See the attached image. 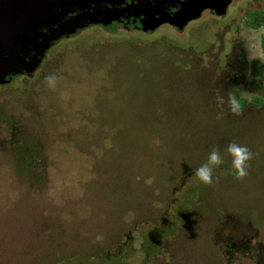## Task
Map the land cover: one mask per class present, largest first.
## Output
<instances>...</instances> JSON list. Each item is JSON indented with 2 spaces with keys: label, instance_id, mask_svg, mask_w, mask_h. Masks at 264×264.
Segmentation results:
<instances>
[{
  "label": "rangeland",
  "instance_id": "1",
  "mask_svg": "<svg viewBox=\"0 0 264 264\" xmlns=\"http://www.w3.org/2000/svg\"><path fill=\"white\" fill-rule=\"evenodd\" d=\"M263 8L90 25L0 84V264H264V26L246 22ZM232 142L253 154L239 180Z\"/></svg>",
  "mask_w": 264,
  "mask_h": 264
},
{
  "label": "water",
  "instance_id": "2",
  "mask_svg": "<svg viewBox=\"0 0 264 264\" xmlns=\"http://www.w3.org/2000/svg\"><path fill=\"white\" fill-rule=\"evenodd\" d=\"M231 0H0V84L32 74L48 48L90 25L139 23L153 31L163 24L180 30L202 11L224 15ZM176 7L171 13L169 9ZM138 21V22H137Z\"/></svg>",
  "mask_w": 264,
  "mask_h": 264
},
{
  "label": "clouds",
  "instance_id": "3",
  "mask_svg": "<svg viewBox=\"0 0 264 264\" xmlns=\"http://www.w3.org/2000/svg\"><path fill=\"white\" fill-rule=\"evenodd\" d=\"M48 87L54 88L57 77L49 75L45 78ZM218 103L224 104V97H218ZM229 110L236 115H240L242 111L241 102L236 96H230L228 99ZM223 113L218 114L220 118ZM225 152L231 157V168L234 171L236 179H242L248 175L249 161L253 158L252 152L247 146L232 142L227 145ZM223 158L218 149H213L207 156L206 161L201 164L195 171L196 178L206 185H211L214 182V169L223 164ZM103 235H97L96 240L102 241Z\"/></svg>",
  "mask_w": 264,
  "mask_h": 264
},
{
  "label": "trees",
  "instance_id": "4",
  "mask_svg": "<svg viewBox=\"0 0 264 264\" xmlns=\"http://www.w3.org/2000/svg\"><path fill=\"white\" fill-rule=\"evenodd\" d=\"M246 22L247 25L252 29H259L260 27L264 26V8L258 9V10H248L246 13ZM262 45L264 48V38L262 39ZM264 81V72L263 75L260 76L259 82ZM241 102V105L246 106L248 104L247 99L241 98L239 99ZM253 102L255 103H262V98L260 97H253ZM33 157V156H32ZM31 161V160H30Z\"/></svg>",
  "mask_w": 264,
  "mask_h": 264
},
{
  "label": "flooded vegetation",
  "instance_id": "5",
  "mask_svg": "<svg viewBox=\"0 0 264 264\" xmlns=\"http://www.w3.org/2000/svg\"><path fill=\"white\" fill-rule=\"evenodd\" d=\"M181 1V0H180ZM232 1V0H231ZM206 10H209V11H212V12H214L213 10H210V9H206ZM169 11L171 12V13H174V12H176L177 11V8L176 7H171L170 9H169ZM193 21V20H192ZM138 22V21H137ZM189 22H191V21H189ZM188 22V23H189ZM114 24V23H113ZM118 24H121V25H125V26H130V27H133V28H136V29H138V25H139V23H136V25H134L133 23H126V21L124 20V21H121L120 23H118ZM168 24V23H167ZM168 25H170V24H168ZM110 26H112V24L111 25H109V26H106V27H110ZM170 26H172V25H170ZM172 27H174V28H176V29H178L177 27H175V26H172ZM178 30H180V29H178ZM181 31V30H180ZM20 74H22V75H26V76H32L34 73H32V74H27V73H20ZM19 75V74H18ZM15 76V75H14ZM13 76V77H14ZM13 77H11L10 79H12ZM9 79V80H10ZM7 83V82H6Z\"/></svg>",
  "mask_w": 264,
  "mask_h": 264
}]
</instances>
